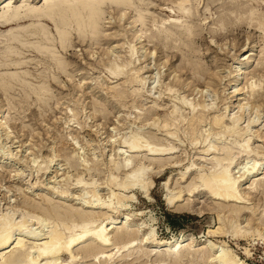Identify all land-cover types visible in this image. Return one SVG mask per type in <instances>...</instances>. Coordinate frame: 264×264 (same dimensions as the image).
Masks as SVG:
<instances>
[{
    "label": "rangeland",
    "instance_id": "374dc122",
    "mask_svg": "<svg viewBox=\"0 0 264 264\" xmlns=\"http://www.w3.org/2000/svg\"><path fill=\"white\" fill-rule=\"evenodd\" d=\"M11 1L15 7L27 2L38 6L42 4L41 1L38 3L39 0ZM218 1L226 2L190 1L192 19L189 18L188 24L193 32L190 40L172 33L175 36L174 42L179 46V49L174 48L175 55H172L174 51L171 53V49L165 50L162 46L155 47L156 53H152L153 40L149 38L151 28L161 27L169 18L168 5L171 0H134L135 5L123 8L125 13L121 20L118 18L124 10L119 12L114 5L105 3L102 6L97 38L85 36L82 39L71 27L65 48L58 42L55 26L51 21L42 19L39 23L27 21L20 27L13 25V31L24 28L19 36L23 42H9L7 36L11 28L0 26V77L15 72L21 77V82L13 80L5 89L0 85V217L13 213L12 221L25 220L27 228L23 227L26 230L20 231L22 236L25 234L40 242L46 236L51 219L40 211L31 209L28 203L34 202V205L43 207L48 203L50 206L58 203L57 207H63L64 209L59 208L63 211H90L89 207L92 206L89 202L97 198L113 204L116 202L113 193H117L119 189L109 183L112 176H116L117 183L122 182L128 171L139 168L141 163L147 170V174L144 173L145 179L151 177L152 184L147 194H143L141 187H135L129 193L134 194L133 200H127L131 210L141 213L130 221L129 229L138 230L139 240L146 236L145 232L149 228L153 227L154 233L149 236L150 240L137 241L139 249L149 251L157 241L170 240L173 236L183 234L196 243L205 238L212 242L223 241L245 264H264V34L247 27H233L226 36L218 37L216 42L211 40L210 31L218 29V14L224 10L220 4L217 5ZM215 2L217 3L214 4ZM135 6L142 10V17L144 16L142 20L137 18L136 24L133 23L136 18ZM259 11L264 12V9ZM34 25L45 28L47 35L53 40V46H50L51 56L60 60L62 69L53 60L46 59L32 49L37 44V35L31 31ZM135 31L142 36L140 42L132 40ZM135 44L139 54L141 53V61L129 65L128 69L140 67L139 79L144 77L141 84L129 82L124 74L119 78L113 77L106 68L116 56L119 60H125L129 56L130 46ZM6 51L10 53L6 56L8 58L4 56ZM249 52H252V58L244 65V71L239 74L238 80L233 81L232 70L235 63L244 59ZM184 56L195 64L197 71L182 66ZM108 60L110 62H106ZM6 63L10 64V68ZM174 77L181 81L178 82L176 91L168 93L167 85L174 84ZM258 79L261 84L251 90L249 84ZM236 83L240 92L234 91ZM116 89L124 92L119 98L114 96ZM180 97H186L187 101L194 104L204 101L211 109L206 112L204 122L197 127L195 135L199 140L196 144L190 142V138L195 136L187 134V121L192 115L190 108L179 102ZM240 104L243 109H239ZM173 107H176L173 118L175 115L177 118V122H174L178 124L171 125L170 130H175L177 136L166 138L163 128H152L148 123L151 118L153 122L163 119L174 110L171 109ZM215 114L224 115L226 120L231 115H238L239 127L243 129L241 133L244 135H227L215 140L210 124L211 117ZM252 121L254 122L249 125ZM247 125L250 126L248 129ZM208 134L209 137L206 136ZM133 135L143 143L145 139L146 143L150 140V146L176 145V151L165 155L163 163L167 162L159 170L157 162L150 163V158L144 151L135 152L127 162L129 153L125 152L124 141L131 140ZM246 136L251 137L249 143L253 151L249 157L237 156L231 166L233 177L241 180L240 189L249 199V204H241L244 208L237 213V219L240 227L243 226L242 231L251 226V230L258 228L260 235L257 229L245 237H208V230H214L218 226L216 206L219 200L214 199L202 187L189 192L193 184L198 182V172L207 173L212 168L211 156L201 159V150L210 141L226 146L233 139L240 143ZM256 160L259 164L256 172L260 181L252 185L251 190L252 165ZM124 162L128 165L127 168L116 167ZM191 163L196 164L198 170L188 171L181 178V173ZM79 178L82 185L76 183ZM92 189H95L97 198L92 196ZM179 190L183 191L181 199L175 206H169L166 194ZM165 211L178 214L173 217L174 222H170ZM39 215L44 218L42 223H38L39 220L37 222L35 218ZM18 230H13L16 232L12 235L13 240L18 236L22 237L18 235ZM110 233L113 242L114 231ZM25 247L30 249L29 242ZM134 255L125 257V262L146 264L156 258L153 253L149 257H144L141 252ZM59 259L66 261L68 256L61 254ZM86 262L76 261L75 264ZM184 264H191V261L184 260Z\"/></svg>",
    "mask_w": 264,
    "mask_h": 264
},
{
    "label": "bare ground",
    "instance_id": "6f19581e",
    "mask_svg": "<svg viewBox=\"0 0 264 264\" xmlns=\"http://www.w3.org/2000/svg\"><path fill=\"white\" fill-rule=\"evenodd\" d=\"M190 1L191 0H175V1L171 0V4L168 5V12H170V15L168 16L169 18L167 19V21H165V23L163 22L162 23L163 25H161V27L156 26V28H151L149 38L150 40H153L152 44L154 48L152 53H156L155 47L161 48V46L164 47L165 50L171 49V53L175 49H179V46H177L176 43L174 42L175 36L173 37L172 33H178L179 37L180 36L182 38L184 37V39L187 38L186 40L191 39V35L193 31L191 27H189L190 25L188 24L189 18L192 17V10H190L191 8ZM197 1L200 2V0ZM212 1L214 2L215 0ZM225 1L226 2L221 1L223 3H219L220 1H218V3L217 2L214 3V4L217 3V5L220 4V7L223 8L225 11L226 10L227 11L224 12V10H222L223 12L222 11L219 12L217 20L220 23L219 24L220 26L218 27L217 30L212 29L210 31L211 40H214L216 42L218 37L226 36L229 29H232L233 27L236 28L247 27L249 29L259 30L262 34H264V12L259 11V9H261L262 11L264 9V0H225ZM39 2L42 3L40 6L31 5V3L27 2L28 4L24 3L20 6L15 7L12 5L11 0L0 1L1 3L0 26L8 29L13 27V25L19 26L22 25L23 23L25 24V22L27 21L29 22L31 21L32 23L35 22L39 23V21L42 19L51 21L52 23H54L58 42L60 43L62 48H65L67 44L68 36L71 31L70 30L71 27L76 30L78 36L82 37V39L85 36H89L90 38H97L100 18L103 11L102 10L103 4L110 3L111 5L117 7L119 12L124 10V12L120 14L118 20H121L122 15L125 13V9L123 8L135 5L134 0H39L38 3ZM134 9H135L134 15L136 18L133 19V23L136 24V22L138 21L137 18L139 20L140 19L142 20L144 16L142 17V10L139 7L135 6ZM34 26H35L34 28L32 27L33 29L31 28L30 29L33 33H36L37 35L36 36L37 44L33 45L32 49L36 53H40L41 55H43L46 59L53 60L56 66L62 69L61 66L62 64L60 60L57 58L55 59L53 56H51L52 52H50V46H53L52 44L53 40H51V38L47 35L46 30H44L45 28H41V27L39 28L36 25ZM12 29L13 28H11V30ZM11 30L10 33H8L7 40L9 42H13L15 40L21 41L19 36H21L20 33L21 31H24V28L23 29L19 28L16 31L12 30V32ZM138 34H139L138 31H135L132 36V40H134L135 43L137 41L139 42L141 41L140 38L142 36ZM214 36L216 37V39ZM6 52L4 54L5 57L9 56L10 54ZM249 53L250 54L247 55L244 59L242 60L240 59L235 63V66L233 67L232 70L233 81H237L239 78V74L242 73V71H244V65H246V62L252 55V52ZM175 54L176 53L174 51L172 55ZM140 56L141 53L139 54V49L136 47V44L132 45L130 46L129 49V56L126 57L125 60L124 59L119 60V58H117L116 56L111 60V62L109 60L106 61V62H110L109 66L106 65V68L113 77L118 76L119 78L120 76H122L121 74H124L129 82L133 83V81H136V82H140L141 84L144 77L142 78V80L139 79L138 73L141 71L139 69L140 67L137 68L133 66V68L128 69L129 65L131 64L134 65L136 64V61L138 62L141 61ZM148 56H150L149 53ZM10 57L9 59L12 58ZM6 65L9 66L10 68L9 63L8 64L6 63ZM182 66L184 68L185 67L191 68L193 69V71L196 69L197 71V67L195 66V64H193L188 58H185V56L183 57ZM20 79L21 77L19 78V73L18 75L16 74V72L14 74L11 73V75L7 74V76L4 75L3 77H0V85L5 89L12 84L13 80L20 81ZM179 81H181V79L180 80L176 79L175 82L173 81L174 84L167 85L166 91H168V93L176 91L177 90L176 88H178L177 85H179L178 83ZM259 84H261L260 79H258L257 82L254 81L253 83H250L249 86L251 90H253L254 87L258 86ZM234 88H235L234 91L240 90V88H237V83L235 84ZM35 92L37 91L35 90ZM122 93L124 92L119 91L117 89L114 90V94H115L114 96H117V98L121 97ZM185 98L182 97L181 99H179V102L190 108L192 115L191 117H189L187 121L188 122L187 134L189 133L190 136H195L192 139L190 138V142L196 144L199 140V138H197L195 135L197 131V127L202 122H204L206 112H209L211 109H209L210 107L208 108L209 105L207 106L203 103L204 101L202 103L196 102L194 104L190 101H187ZM227 107L228 106H226V108ZM155 108L157 109V107ZM174 108L176 107H173L171 109ZM240 108L243 109V105L241 106L240 104L239 109ZM174 111L175 109L173 111L171 110V112L167 114L163 119L155 120L154 118L155 120L154 122L152 120L153 118H151V122L153 123L149 122L148 124L152 128H157V129L163 128L164 132L166 133L165 135L166 138L173 137L175 135L177 136V132L175 130H170V127H172L171 125H175L174 123L177 122L176 121L177 118H175L176 115L173 118ZM178 119L180 121V118ZM239 121L240 119L238 115L237 116L231 115V117H229L226 120V117L224 115L215 114L213 117H211L210 120L211 127L214 130L213 134L211 132L213 138L217 140L227 135L239 136V137L243 136L244 134L241 133L242 132L241 130L243 129L239 127V123H240ZM253 122L254 121L249 122L248 124L250 125ZM1 124L2 122L0 121V127ZM246 127H247L246 129H248L250 126L247 125ZM206 136L209 137V134ZM136 137L138 138L137 135ZM131 138H132L131 140L126 142L123 140L125 144L124 147L126 146L125 152L129 153V155L127 156L129 158H126L127 162L129 159H131L133 155H135V152L144 151V154L146 156H149L150 163L154 164L155 162H157V166L159 167L158 168L159 170L160 167H163L164 163L167 162L166 161L163 163V161H165L166 158L165 155L169 153H174L176 151V145L174 146L173 144L167 146H164L163 144L161 146L158 145L160 147H158L157 144H155V146H157L155 147L152 146L153 145L152 143L151 146L149 145L148 142L150 140L146 143L145 142L146 139H145L143 143V141L142 142L138 141V139H136L135 136ZM250 140L251 137H247V138L244 137L242 138V141L239 143V142H235V139H233V141H231L232 143L226 146H219L216 144V141L215 142L213 141V143L212 141H210L211 143L208 142L207 146L204 147L203 150H201L202 151L200 156L201 159L204 157L211 156L210 162L212 164V168L207 173L204 171L198 172L197 174L198 182L197 181L196 182L199 183V185L197 183L193 184V188H190L189 192H192V189L194 191V189L202 187L214 199L219 200V203L216 206V210H217L216 219L218 221V226L214 230H208V232L206 231L208 237L210 236L212 237L226 236L228 238H233L236 236L245 237L249 235L250 232L257 231L258 229L255 228L256 230L253 229L251 230L250 228L251 226L248 227V229H246L245 226L244 231H242L243 226L240 227V224L238 223L237 213H239L244 208L241 207V204L243 205L249 204L247 203L249 199L244 195V193L240 189L242 185L241 180H239L238 178L235 179L236 177H233L232 175L233 170L231 167L237 156L238 157L242 155L246 157L250 156V154L253 151L252 148L250 149V143H249ZM235 148L236 150H233ZM125 162L124 164L122 163L123 165L117 164L116 167L118 168L123 166L127 168L128 163L126 162L127 163L126 164ZM257 165L259 164L258 161L256 160L254 162V165H252L253 166L252 168L253 172L251 173L252 180H250L251 190H253L252 185H255L258 181H260L259 174L256 172ZM195 169L198 170L196 164L191 163L185 168L184 172L181 173L182 176L181 178H183L188 171L189 172L194 171ZM145 170L146 169H144V167H142L140 163L139 168L137 169L132 168V170L128 171L127 175H125L122 182L119 183L116 182L117 180V178H115L116 176L114 177L112 176V179H110L109 183L111 185L117 186L119 189L117 193H113V195L116 198V202L113 204L105 203L104 201L98 199L95 196L97 194V193L95 194V189H92L91 190L92 196L94 198L96 197L97 199L89 202L90 206H92L89 207L90 211H86V210L72 211L66 208H65L66 210L63 211L64 209L63 207H59V206L57 207L58 203L56 205L53 204L54 206H50L48 203V205H45L44 207L43 205L40 206L39 204H38L39 206L34 205L35 204L34 202L33 204L28 203L31 209L40 211V213L43 214L46 218L51 219L49 222L50 224L48 225L49 229L46 231V236L40 242L36 241L37 238L34 237L29 238L28 236L26 237L25 234L24 236H22V233L20 231H22V229L27 228V225L24 222L25 220L22 221L23 219L21 218L22 219L21 221L14 222V220L12 221L13 219L12 212H11L12 214L9 213L6 215L4 214V216L0 217V250H1L0 264H75L76 261L79 262L82 260H86L87 262H90L89 264H95V263L96 264H118V263L128 264L129 261L128 263H126L125 262L126 260H124L125 257L128 258L129 256H132L138 252L139 253L141 252L144 255V257L145 256L149 257L151 253H153L156 256V258L153 261H147L146 264H184V260L191 261V264H245L244 261L238 258L233 252V250L230 249L228 245L225 244V242L223 241L217 240L218 242H212L211 240L205 238L200 240L198 243H196L194 240H189L185 238L183 234H180L178 236H173L170 240H163V241L161 240L159 242L156 240L157 243H155V245H153V248L149 251H142L141 249H139L137 242L140 238L139 232L136 229L135 230L129 229L130 227L129 223L130 221L133 220V218L137 214H141V213H139L138 210L132 211L130 208V203H128L127 200L134 199L133 198L134 194H129V193L133 191L135 187H141L143 194H147L149 192L150 186L152 184V180H150L151 177H149L148 180H146L147 178L145 179L144 176ZM76 180H77L76 183H81L82 185V180L80 178ZM167 183L168 180L165 182V184L167 185ZM182 192L183 191L179 190L176 192H170L166 194L167 204L172 207L175 206L176 202H178V200L181 199ZM44 202H47V200H45ZM59 208H63V209H59ZM113 214H117L118 216L114 217L112 216ZM119 215H121L122 218L119 219ZM35 218L37 219V222L39 220L38 223L44 220L43 217L40 218V215L35 216ZM15 229L16 230L19 229L18 232L20 233L18 235H21L22 237L18 236V238L16 237V240H13L12 235L14 233L13 230ZM153 229H154L153 227L147 229L148 231L145 232V235L147 237L145 236L139 241L144 239L150 240L151 235H153L154 233ZM113 231H114V241L111 242L112 237H110L111 234L110 232ZM259 231L260 230L258 229L257 233ZM258 234L260 235V233ZM152 237L154 239V236ZM34 241H36L37 243H34ZM28 242L30 249H26L25 247L26 243ZM245 251L248 254V250L246 249ZM61 254H66L68 256V259L66 261L60 260L59 257ZM134 256L137 257V255Z\"/></svg>",
    "mask_w": 264,
    "mask_h": 264
},
{
    "label": "trees",
    "instance_id": "16d2710c",
    "mask_svg": "<svg viewBox=\"0 0 264 264\" xmlns=\"http://www.w3.org/2000/svg\"><path fill=\"white\" fill-rule=\"evenodd\" d=\"M165 215H166V217H168L169 220H171L170 222H174V221H172L173 217L178 216L177 213H172V212H169V211H165Z\"/></svg>",
    "mask_w": 264,
    "mask_h": 264
}]
</instances>
